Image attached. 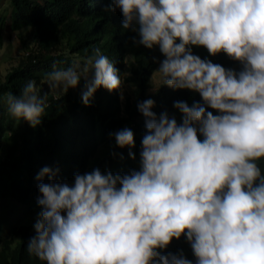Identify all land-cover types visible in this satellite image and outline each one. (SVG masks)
<instances>
[{
  "label": "clouds",
  "instance_id": "1",
  "mask_svg": "<svg viewBox=\"0 0 264 264\" xmlns=\"http://www.w3.org/2000/svg\"><path fill=\"white\" fill-rule=\"evenodd\" d=\"M110 7L134 45L161 53L159 86L200 100L173 101L179 121L154 112L153 99L137 102L138 152L129 127L109 133L136 162L126 172L93 167L69 183L58 168H40V211L25 251L43 264H264V0H111ZM221 53L239 68L209 59ZM43 80V95L28 79L0 98L12 119L39 126L49 93L59 97L81 82L85 106L99 88L123 99L122 74L98 47L82 63L54 64ZM182 237L193 259L165 251Z\"/></svg>",
  "mask_w": 264,
  "mask_h": 264
},
{
  "label": "trees",
  "instance_id": "2",
  "mask_svg": "<svg viewBox=\"0 0 264 264\" xmlns=\"http://www.w3.org/2000/svg\"><path fill=\"white\" fill-rule=\"evenodd\" d=\"M6 1L0 14V50L4 34L10 29L33 30L37 50L20 60L4 78L0 75V98L18 94L28 79L36 83L43 95L48 91L41 88L43 76L54 64L57 68H66L82 63L97 47L114 62L122 74L123 84L133 88V99L126 98L124 104L115 90L110 93L99 88L90 105L85 106L80 99L83 82L59 97L49 93L46 116L35 128L12 119L0 102V196L29 207L30 213L40 211L36 204L39 193L35 176L44 166L58 168L59 178L69 183L74 172L83 173L93 167L119 173L136 166L128 158L127 149L115 147L109 133L125 126L144 128L143 121L138 122L142 116L136 109L137 102L153 99L154 112L166 110L179 121L173 101L185 100L191 104L193 100H200L197 93L167 86H160L154 94L148 93L154 69L163 57L157 48L148 50L133 44L131 37L135 34L121 29L120 11L111 10V0ZM193 52L201 58L208 56L202 47L194 46ZM209 59L226 68H239L237 62L222 53ZM209 111L215 114L214 110ZM140 140L134 138V154L138 152ZM111 152L118 155L113 156ZM34 234L31 224H20L7 236L2 237L0 233V264H43L25 251V243ZM178 249L186 258L193 259L183 237L174 239L165 251Z\"/></svg>",
  "mask_w": 264,
  "mask_h": 264
},
{
  "label": "rangeland",
  "instance_id": "3",
  "mask_svg": "<svg viewBox=\"0 0 264 264\" xmlns=\"http://www.w3.org/2000/svg\"><path fill=\"white\" fill-rule=\"evenodd\" d=\"M3 4H7L6 0H0V14L4 10ZM37 50L36 41L34 39V33L31 29H10L4 34V45L0 50V75L4 78L11 70L18 66L19 61L28 56L31 52ZM41 88L47 86L44 81L41 83ZM157 83L156 73L153 75L149 85V94H154L159 88ZM156 89V90H155ZM48 90V89H47ZM123 99L119 97V101L124 104L126 98L133 99V88L123 84ZM51 94V93H50ZM61 96V95H60ZM139 119L138 122H142ZM134 133V138L141 139L144 132V128L138 126L131 128ZM11 200V198L9 197ZM7 196H0V223L2 227L0 233L3 236H7L18 225H30L33 228V223L36 218V214L29 212V207L23 206L10 201ZM34 232V229H33Z\"/></svg>",
  "mask_w": 264,
  "mask_h": 264
}]
</instances>
